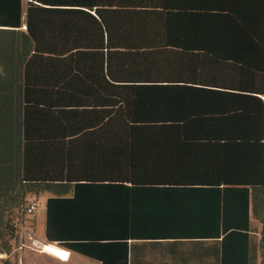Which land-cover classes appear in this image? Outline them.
Segmentation results:
<instances>
[{"label":"trees","instance_id":"trees-1","mask_svg":"<svg viewBox=\"0 0 264 264\" xmlns=\"http://www.w3.org/2000/svg\"><path fill=\"white\" fill-rule=\"evenodd\" d=\"M264 264V0H0V264Z\"/></svg>","mask_w":264,"mask_h":264},{"label":"rangeland","instance_id":"rangeland-1","mask_svg":"<svg viewBox=\"0 0 264 264\" xmlns=\"http://www.w3.org/2000/svg\"><path fill=\"white\" fill-rule=\"evenodd\" d=\"M48 194L38 197L35 214H30L24 220L15 219L17 237L13 239L14 249L11 258L15 264H100V262L67 251L66 258H60L46 251L45 222L46 200ZM46 244V245H45ZM54 245V244H53Z\"/></svg>","mask_w":264,"mask_h":264},{"label":"bare ground","instance_id":"bare-ground-1","mask_svg":"<svg viewBox=\"0 0 264 264\" xmlns=\"http://www.w3.org/2000/svg\"><path fill=\"white\" fill-rule=\"evenodd\" d=\"M46 251L60 258H66L67 255V251L65 249L59 248L58 246L53 244L47 246Z\"/></svg>","mask_w":264,"mask_h":264},{"label":"crops","instance_id":"crops-1","mask_svg":"<svg viewBox=\"0 0 264 264\" xmlns=\"http://www.w3.org/2000/svg\"><path fill=\"white\" fill-rule=\"evenodd\" d=\"M46 244H47V243H46ZM46 244H45V245H46Z\"/></svg>","mask_w":264,"mask_h":264}]
</instances>
